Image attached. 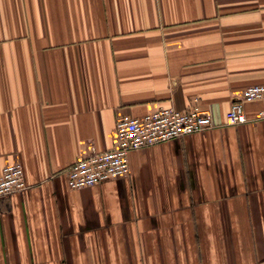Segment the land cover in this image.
Returning <instances> with one entry per match:
<instances>
[{
    "label": "crops",
    "instance_id": "0c3cea01",
    "mask_svg": "<svg viewBox=\"0 0 264 264\" xmlns=\"http://www.w3.org/2000/svg\"><path fill=\"white\" fill-rule=\"evenodd\" d=\"M264 0H0V264H264ZM208 110L213 125L131 150L126 176L69 189L118 115Z\"/></svg>",
    "mask_w": 264,
    "mask_h": 264
},
{
    "label": "built area",
    "instance_id": "2783aa9c",
    "mask_svg": "<svg viewBox=\"0 0 264 264\" xmlns=\"http://www.w3.org/2000/svg\"><path fill=\"white\" fill-rule=\"evenodd\" d=\"M254 99L263 102L259 115L264 116V83L249 84L231 101L225 114V124L244 122L243 102ZM196 102L197 98H193V104L186 109L159 105L155 111L142 116L118 115L112 146L74 160L65 169L67 187L75 189L92 186L126 176L131 150L210 128L213 125L210 113L200 108ZM28 186L19 161L8 163L2 168L0 197L24 191Z\"/></svg>",
    "mask_w": 264,
    "mask_h": 264
}]
</instances>
